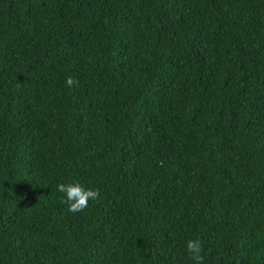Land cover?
I'll list each match as a JSON object with an SVG mask.
<instances>
[{
	"label": "trees",
	"instance_id": "1",
	"mask_svg": "<svg viewBox=\"0 0 264 264\" xmlns=\"http://www.w3.org/2000/svg\"><path fill=\"white\" fill-rule=\"evenodd\" d=\"M188 239L264 264V0H0V264H193Z\"/></svg>",
	"mask_w": 264,
	"mask_h": 264
},
{
	"label": "clouds",
	"instance_id": "2",
	"mask_svg": "<svg viewBox=\"0 0 264 264\" xmlns=\"http://www.w3.org/2000/svg\"><path fill=\"white\" fill-rule=\"evenodd\" d=\"M73 83L71 77L66 78L65 84L68 87H71ZM56 191L62 194V202L67 205V211L70 213L82 212L88 207L90 200H95L99 196L97 189L87 187L78 180L59 182ZM185 248L193 264H202V248L198 239L186 240Z\"/></svg>",
	"mask_w": 264,
	"mask_h": 264
}]
</instances>
